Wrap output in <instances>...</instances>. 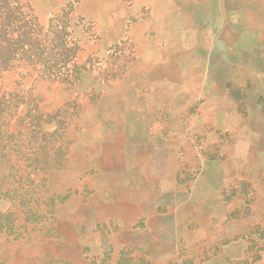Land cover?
Instances as JSON below:
<instances>
[{
	"label": "rangeland",
	"instance_id": "rangeland-1",
	"mask_svg": "<svg viewBox=\"0 0 264 264\" xmlns=\"http://www.w3.org/2000/svg\"><path fill=\"white\" fill-rule=\"evenodd\" d=\"M85 23L82 39L74 40L67 10L48 29L47 17L29 0H0V264L34 263L47 253L55 264H157L128 248L115 220L90 215L98 175L115 169V156L103 150L115 140V126L107 125L121 106L115 87L138 63L131 62L127 45L95 62L99 31ZM68 38L77 47L68 46ZM73 57L88 61L85 68L73 69ZM198 105V114L188 109L181 115L193 125L179 136L178 171L167 177L180 190L197 178L205 160L216 162L223 171L224 206L217 221L194 225L200 244H209L210 228L229 231L244 248L231 264H264V125L256 126V141L229 140L213 132L205 104ZM244 120L264 123V99L254 118Z\"/></svg>",
	"mask_w": 264,
	"mask_h": 264
},
{
	"label": "crops",
	"instance_id": "crops-1",
	"mask_svg": "<svg viewBox=\"0 0 264 264\" xmlns=\"http://www.w3.org/2000/svg\"><path fill=\"white\" fill-rule=\"evenodd\" d=\"M29 1L48 24L67 10L74 40L82 39L84 22L95 26L100 35L91 55L95 62L127 45L131 62L138 63L115 87L121 106H115L114 124H107L115 126V140L103 148L105 156H115V169L98 175L90 215L115 220L128 248L153 263L238 260L244 248L232 233L210 228L209 244H200L201 233L194 229L221 216L224 178L217 163L205 160L197 178L180 190L167 176L178 171L179 136L193 125L181 115L188 109L198 114L200 101L214 133L244 143L259 139L256 126L264 123L244 118H254L264 99V0ZM184 98L199 102L185 105ZM53 260L47 253L27 264Z\"/></svg>",
	"mask_w": 264,
	"mask_h": 264
},
{
	"label": "trees",
	"instance_id": "trees-1",
	"mask_svg": "<svg viewBox=\"0 0 264 264\" xmlns=\"http://www.w3.org/2000/svg\"><path fill=\"white\" fill-rule=\"evenodd\" d=\"M54 26H56V25H54L53 24V22H51L49 25H48V29H50V28H54ZM63 29V28H62ZM66 28L64 27V30H65ZM7 32L9 33V30H7ZM64 32H66L65 34L66 35H69L70 33L69 32H67V31H64ZM18 41V40H17ZM65 43L68 45V46H72L73 48H75V47H77V45L76 44H73L74 43V41H72L70 38H68V39H66L65 40ZM71 44V45H70ZM0 45H2L1 43H0ZM25 46V45H24ZM55 46V45H54ZM65 46V45H64ZM27 47V46H26ZM65 47H67V46H65ZM19 60H21V58H19ZM18 60V61H19ZM27 61V60H26ZM67 62H68V60H65V64H67ZM69 65H72V67H74L73 69H77V68H79L80 67V69H82V68H85V65H86V62H84V63H78L77 61H76V58L75 57H73V60L71 59V60H69ZM69 67V66H68ZM67 67V68H68ZM3 194V192H0V196ZM62 197H64V198H66L67 196L66 195H63ZM1 217H2V213H0V232H2V229H1V227L3 226V222H2V220H1ZM4 231H6V230H4Z\"/></svg>",
	"mask_w": 264,
	"mask_h": 264
}]
</instances>
